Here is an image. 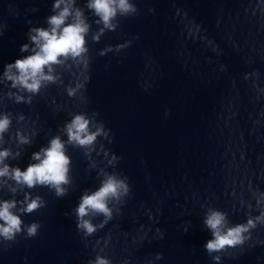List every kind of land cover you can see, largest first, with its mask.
Returning <instances> with one entry per match:
<instances>
[{
	"label": "water",
	"instance_id": "water-1",
	"mask_svg": "<svg viewBox=\"0 0 264 264\" xmlns=\"http://www.w3.org/2000/svg\"><path fill=\"white\" fill-rule=\"evenodd\" d=\"M77 2L84 7L85 0ZM135 2L138 13L119 18L115 31L105 32L99 42L89 34L83 101L65 91L80 78L79 68L64 71L62 85L42 89L30 104L9 99L3 95L8 87L0 84V111L13 117L10 132H35L33 143L21 146L20 158L9 161L21 168L71 113L95 112L110 130L90 155L68 146L72 184L66 196L57 197L47 187L30 190L46 205L22 218L41 227L34 237L21 234L0 243V264H88L97 253L112 264H264V224L244 244L219 253V262L204 248L211 234L203 224L208 206L225 211L233 224L259 214L264 0ZM52 3L0 0V74L7 63L29 54L20 47L28 42L30 27L47 26ZM85 13L95 31L96 18ZM125 41L131 44L100 54ZM20 114L24 121H18ZM5 139L15 150L9 134ZM112 155L121 157L114 165L109 164ZM100 169L127 176L131 192L103 228L85 237L73 209L85 189L99 186ZM157 253L163 258L156 259Z\"/></svg>",
	"mask_w": 264,
	"mask_h": 264
},
{
	"label": "clouds",
	"instance_id": "clouds-1",
	"mask_svg": "<svg viewBox=\"0 0 264 264\" xmlns=\"http://www.w3.org/2000/svg\"><path fill=\"white\" fill-rule=\"evenodd\" d=\"M85 9L96 18L94 23L98 28L95 31L92 30V22ZM137 13L135 0H85L84 7H80L77 0H53L52 14L45 21L47 26L30 27L28 42L20 47L21 52L29 54L4 66L0 84L7 86L9 90L3 95L16 103L30 104L33 96L38 95L42 89L51 84L62 85L64 71L79 68L80 78L70 81L65 91L69 97L79 95L83 101L85 97L82 89L88 79L85 72L90 63L89 34L93 42H99L105 32L118 28L119 18L135 16ZM129 44L131 41L108 45L100 54L113 50L118 52ZM96 117L95 112L71 113L70 119L64 122L59 132L51 136L46 145L32 152L28 165L21 168L9 161L20 158L21 146L31 145L35 132L18 128L11 133L12 114L0 111V193L10 194V198L0 195V243L14 242L21 234L26 238L38 234L40 223L33 221L25 224L22 217L38 211L46 205V201L30 190L47 187L57 197L62 198L68 194L72 184V158L68 154V146L81 148L86 155H90L96 149L99 138L109 137L110 130ZM17 119L24 121L25 117L20 114ZM6 134L15 142V150L5 139ZM100 149H104L103 144H100ZM119 159L121 157L112 155L109 164L114 165ZM97 175L101 178L99 186L94 190L85 189L73 209L76 227L85 237L103 228L113 218L114 212L120 211L119 206L131 192L127 176L105 169H100ZM18 196L22 198L18 199ZM256 205L259 208L258 215L249 213L245 222L235 224L230 222L225 211L207 207L203 224L211 237L205 242L204 248L209 255L216 253L212 256L214 261H220L219 253L244 244L250 238L252 230L264 224V192H259L256 196ZM98 217L102 219L99 223H94L93 220ZM162 258L163 253L156 254V259ZM88 264H112V261L108 256L97 253ZM123 264H127V261Z\"/></svg>",
	"mask_w": 264,
	"mask_h": 264
}]
</instances>
